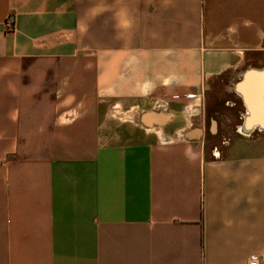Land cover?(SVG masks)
I'll return each instance as SVG.
<instances>
[{"label":"crops","instance_id":"1","mask_svg":"<svg viewBox=\"0 0 264 264\" xmlns=\"http://www.w3.org/2000/svg\"><path fill=\"white\" fill-rule=\"evenodd\" d=\"M258 86L264 0H0V264H264Z\"/></svg>","mask_w":264,"mask_h":264},{"label":"rangeland","instance_id":"2","mask_svg":"<svg viewBox=\"0 0 264 264\" xmlns=\"http://www.w3.org/2000/svg\"><path fill=\"white\" fill-rule=\"evenodd\" d=\"M235 102V105H226V100ZM207 112L217 123L219 129L214 136L208 138L209 145H220L222 142L229 141L240 134L235 131V127L241 125L239 114L241 111L240 103L231 95L226 94L220 85H216L207 96Z\"/></svg>","mask_w":264,"mask_h":264},{"label":"water","instance_id":"3","mask_svg":"<svg viewBox=\"0 0 264 264\" xmlns=\"http://www.w3.org/2000/svg\"><path fill=\"white\" fill-rule=\"evenodd\" d=\"M243 97L246 100V102H247L249 107L253 106V104H251L250 101H252V102L256 101V102H258L259 104L262 105L263 104L262 103L263 102V97H264V87L263 86H258L254 90L252 95L243 93Z\"/></svg>","mask_w":264,"mask_h":264},{"label":"built area","instance_id":"4","mask_svg":"<svg viewBox=\"0 0 264 264\" xmlns=\"http://www.w3.org/2000/svg\"><path fill=\"white\" fill-rule=\"evenodd\" d=\"M4 27L6 31H12L14 29V16L12 14L8 15ZM249 264H258L257 257L252 256L249 260Z\"/></svg>","mask_w":264,"mask_h":264}]
</instances>
